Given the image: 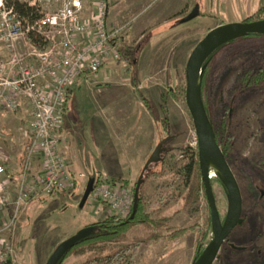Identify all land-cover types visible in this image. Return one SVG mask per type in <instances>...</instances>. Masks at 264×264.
Wrapping results in <instances>:
<instances>
[{
	"label": "rangeland",
	"instance_id": "1",
	"mask_svg": "<svg viewBox=\"0 0 264 264\" xmlns=\"http://www.w3.org/2000/svg\"><path fill=\"white\" fill-rule=\"evenodd\" d=\"M20 1L40 9L39 0ZM167 1L150 0L144 5L148 8L142 18ZM190 4L200 7V18L173 33L176 22H171L164 28L170 35L158 44L152 39L154 34L142 41L127 39L122 61L105 68L108 74L113 72L106 82L94 85L95 90L83 89L73 98L64 116L62 136L66 135L67 157L74 160L73 165H80L77 169L74 166L77 186L68 194L33 201L24 209L14 237L18 264H47L60 244L87 226L113 216L115 212L93 195L81 207L88 183L94 179L118 183L134 197L147 161L163 142L169 150L161 154L166 165L152 166L144 187L147 212L155 224L134 228L118 243L77 248L63 264H193L198 241L206 235L208 246L213 240L200 168L189 185L179 174L182 151L198 148V143L186 98L173 95L171 90L186 87L188 60L212 29L252 20L264 8V0H191ZM258 18L263 20L264 14ZM25 46L20 44L21 53L31 50ZM1 57L7 59L6 54ZM209 68L204 101L214 127L222 130L225 125L221 148H226L243 196L242 224L233 231L215 264H264V87L247 90L239 81L247 71L264 72V37H251L226 47ZM128 95L130 99L123 97ZM91 102L106 103L108 108H90ZM95 116L109 124V129H102L97 136L92 125L93 120L98 121ZM30 121L31 111L24 101L17 112L0 114V162L14 179L25 154V131ZM92 136L101 137V142H95L97 146ZM77 151L82 152L80 161L71 154ZM142 153L145 160H141ZM113 160L114 164L107 163ZM212 171L211 183L224 220L228 194L220 175ZM7 220V216H0V229ZM182 230L186 233L180 238L171 237Z\"/></svg>",
	"mask_w": 264,
	"mask_h": 264
},
{
	"label": "built area",
	"instance_id": "2",
	"mask_svg": "<svg viewBox=\"0 0 264 264\" xmlns=\"http://www.w3.org/2000/svg\"><path fill=\"white\" fill-rule=\"evenodd\" d=\"M39 1L42 17L30 23L0 0V49L9 55L0 57V114L17 112L22 101L31 111L15 179L0 162V216L8 217L0 229V264H18L15 230L31 202L76 189L62 137L69 98L80 82L122 61L130 29L110 25L109 0ZM21 43L31 50L21 53ZM92 195L122 218L134 208L132 193L118 183L96 184Z\"/></svg>",
	"mask_w": 264,
	"mask_h": 264
},
{
	"label": "water",
	"instance_id": "3",
	"mask_svg": "<svg viewBox=\"0 0 264 264\" xmlns=\"http://www.w3.org/2000/svg\"><path fill=\"white\" fill-rule=\"evenodd\" d=\"M198 16L195 9L187 16L183 23H189ZM248 35H264V19L254 22H242L220 25L212 29L193 50L186 68V103L191 114L198 143L199 166L205 194L210 208L213 240L206 246L199 259L193 264H215L222 248L233 233L241 225L243 215V196L240 185L228 163L226 155L217 142L216 133L204 106L201 92V76L204 65L209 58L226 44ZM162 145L158 146L148 160L144 171L138 181L135 196L133 217L136 214L139 191L143 183L146 171L152 164H158L163 153ZM214 164L219 172L228 194V212L222 220L217 207L214 190L210 177V164ZM95 186L91 180L83 196L81 207H84L90 199ZM264 198V192L261 194ZM87 234V229L81 230L75 236L60 244L50 257L47 264H58L59 260L72 249Z\"/></svg>",
	"mask_w": 264,
	"mask_h": 264
},
{
	"label": "trees",
	"instance_id": "4",
	"mask_svg": "<svg viewBox=\"0 0 264 264\" xmlns=\"http://www.w3.org/2000/svg\"><path fill=\"white\" fill-rule=\"evenodd\" d=\"M7 3L9 4V6L13 7L15 11L22 18L31 21L30 23H33L42 17V14L40 13L41 10L40 9L38 10L36 7L30 6L29 3L27 2H22L20 0H7ZM260 14H264V8H262L259 11V13L252 18V20L248 19L245 22L259 21L260 19L258 18V16ZM251 37L262 38L264 37V35H248V36L239 38L237 40H234L226 44L222 48H220L217 52H215L209 58V60L204 65L202 76H201V92H202L203 101H204L205 83H206V79L209 77V72H210L209 65L212 62V60L218 55V53H220L226 47L231 46L237 41L249 40ZM32 41L36 46L40 47L39 41L36 38L32 37ZM239 81L241 82V86L243 87V89L245 88L247 90L251 88L253 89V88L261 87V86L264 87L263 85L264 84V72L261 70L253 72V73L251 71H247V73L244 76L239 78ZM171 93L173 95L182 94L183 97L186 98V87H184L183 89L177 88L175 90H171ZM204 106L209 116V119L211 121V116L209 115V111L206 107L205 101H204ZM212 126L216 133L217 142L220 146H222L224 144L223 140H224V135L226 131L225 125H223L222 130L221 129L217 130L214 127L213 123H212ZM223 151L226 155V148ZM168 152L169 150H166V148L163 145V153L167 154ZM182 155H183V163L179 168V174L184 178L185 185H189L197 169L200 168L198 148H187L186 150L182 151ZM161 160L159 163L166 165L165 164L166 160L162 156H161ZM154 165L156 164H152L145 173V177L143 179V183L139 191V200H138V206H137V211H136L135 216L133 217V210H132V213L130 214V216L126 218H122L114 214L113 216H108L105 220H102L100 222H96V223H93L87 226L86 228H84V229H87V234L82 238V240H80L72 249H70L59 260L58 264H63L65 260L67 259V257L77 248L88 246V245L99 244V243H118L121 240H124L126 238V235L134 228L140 227V226L150 227L153 224H155V221L152 219L150 214L147 212V206H146L147 198L145 197V194H144L145 193L144 187L146 186L148 179H150V176H151L150 169ZM94 181H95V185L100 183L99 180L94 179ZM137 184H136V187H137ZM185 233H186V230L178 231L177 233H174L171 237L180 238ZM206 239H207V236L204 235L203 238H201L198 241L197 247H196V255H195V259L193 263H195L199 259V257L202 255V253L204 252L206 248V245H205Z\"/></svg>",
	"mask_w": 264,
	"mask_h": 264
},
{
	"label": "crops",
	"instance_id": "5",
	"mask_svg": "<svg viewBox=\"0 0 264 264\" xmlns=\"http://www.w3.org/2000/svg\"><path fill=\"white\" fill-rule=\"evenodd\" d=\"M148 2H150V0H109V3H110L109 23H110V25L113 27H116V26H120L123 24H129L130 25V31H129V35L127 38H128V40L130 39V42H132L134 40L142 41L143 39H147L148 36H151L152 34H154L152 36V39H155L156 40L155 44L156 43L158 44V43L163 42L164 39H166L167 36L170 35V34H168L170 32V30L164 29V28L167 25H170L171 22H176V26L173 27L171 32L173 30L179 31V29H181L182 27H185L186 25H188L189 23L192 22L191 21L189 23H183V20L187 16H189L193 12V10H195V9L198 10V16L195 19L200 18V16H201V9H199L200 7H198V5L192 6L190 4L191 0H168L166 4L155 9L147 17L142 18L144 15L142 13L144 11H146L148 8L147 7L148 5L146 7H144V5ZM138 9H140V11ZM135 22H136V26H135ZM138 51L140 53V49ZM4 54H6L7 58H9L8 53L0 49V57H1V55L3 56ZM136 63H137V61H135L134 64H136ZM111 74H113V72H110L108 74L107 71H105V69H104L98 75L91 76L90 78H88L89 82H90V80H93L92 82H90L89 85H86L87 84V83H85L86 81L80 82L77 86L78 90L74 91L69 98V102H68V105L66 107V111H65L64 116L66 117V114L70 111L73 98L75 97L77 92H79L83 89H94L95 90L94 85H100V84L105 83L107 78L110 77ZM123 97H126V99H128V98L130 99L129 95H128V97L127 96H123ZM136 98L137 97L135 95H133L132 99H134L136 101L137 100ZM135 104H137V106H139L138 105L139 103L137 101ZM91 107L98 108V109L99 108H101V109H107L108 108L106 103L104 105H102L100 103L94 104L92 102H91L90 108ZM95 119H97L98 121L93 120L92 125L94 126L96 136L99 135V133H100V131H102V129L105 131L109 129L108 128L109 124L105 121V119H102L98 116L97 117L95 116ZM106 125H108V126H106ZM105 126H106V128H105ZM133 132H135V130ZM91 133H93V130ZM93 136H92V139H94V145H95V142H96V144L98 143V141L101 142V139H99L100 136L98 138H96V136L95 137H93ZM62 137L64 140V147H63L64 155L66 156V159L70 165V170H71L72 174L74 175L75 174L74 171H76L77 167L79 168L80 165H79V163L77 164L75 162V164L77 166L76 167L72 163L73 159L70 160L67 157L68 154L66 152V141H65L66 135L65 136L63 135ZM135 139L138 140L137 136ZM95 146H97V145H95ZM70 147L71 146H69V149H70ZM98 147H100L99 144H98ZM90 149H91V146H90ZM71 154H72V156H74L75 160L80 161L79 157L81 158L82 152L79 151L78 154L71 152ZM134 155H137V154H133L132 156H134ZM144 155H145L144 153L141 154V160H142V158H144V160H145ZM70 156L71 155L69 153V157ZM111 156H113V155H111ZM114 156L116 157L117 155L115 154ZM106 157L107 156H105L104 160L108 159ZM89 158H92V156H89ZM133 158H135V157H133ZM144 160H143V163H144ZM107 163L108 164H114V160L110 161V162L108 161ZM81 165L83 167V163H81ZM74 166L76 167V169L74 168ZM88 166L91 167V165H89V164H88Z\"/></svg>",
	"mask_w": 264,
	"mask_h": 264
},
{
	"label": "bare ground",
	"instance_id": "6",
	"mask_svg": "<svg viewBox=\"0 0 264 264\" xmlns=\"http://www.w3.org/2000/svg\"><path fill=\"white\" fill-rule=\"evenodd\" d=\"M209 168H210V177L214 175L212 170H215L217 172V176L220 175L218 168L214 164L211 163ZM211 180H213V179H211Z\"/></svg>",
	"mask_w": 264,
	"mask_h": 264
}]
</instances>
